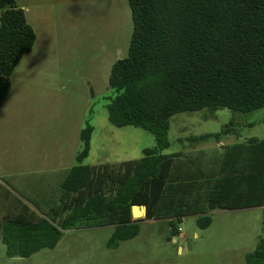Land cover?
Masks as SVG:
<instances>
[{
	"label": "trees",
	"instance_id": "1",
	"mask_svg": "<svg viewBox=\"0 0 264 264\" xmlns=\"http://www.w3.org/2000/svg\"><path fill=\"white\" fill-rule=\"evenodd\" d=\"M128 2L133 31L128 56L110 72L115 95L106 106L108 119L115 127L149 131L157 145L139 159L85 165L94 132L87 125L78 164L61 183L57 206L48 212L28 200L45 217L5 220L1 239L9 258L53 250L64 231L83 225H114L108 245L118 247L139 235V221L132 217L136 205L146 206V219L171 224L196 216L202 229L211 226L210 214L217 210L264 212V139L228 145L215 158L209 150L164 153L171 147V118L177 114L264 108V0ZM35 42L25 11L15 0H0V108L15 67ZM232 130L230 123L220 133L191 139L220 142ZM203 157L211 160L209 167L199 166ZM176 234L180 227L174 226ZM246 264H264V237L247 254Z\"/></svg>",
	"mask_w": 264,
	"mask_h": 264
},
{
	"label": "rangeland",
	"instance_id": "2",
	"mask_svg": "<svg viewBox=\"0 0 264 264\" xmlns=\"http://www.w3.org/2000/svg\"><path fill=\"white\" fill-rule=\"evenodd\" d=\"M15 1L36 42L15 67L0 108V193L5 185L36 202L28 197L32 184L58 183L46 171L78 164L87 125L94 132L85 165L139 159L145 149L156 147L147 130L113 126L106 109L115 95L109 84L112 66L129 53L133 23L128 0ZM230 123L233 130L222 137L224 144L264 139V108L246 113L204 109L171 118L172 147L164 153L209 150L215 158L223 150L216 140L190 138L220 133ZM18 183L25 191H17ZM210 216L206 229L195 216L172 224L145 219L138 223L139 235L118 247L108 245L113 227L77 226L64 232L55 249L31 258H9L0 240V264H246L247 254L264 237L263 209L217 210ZM174 226L180 234L173 237Z\"/></svg>",
	"mask_w": 264,
	"mask_h": 264
},
{
	"label": "crops",
	"instance_id": "3",
	"mask_svg": "<svg viewBox=\"0 0 264 264\" xmlns=\"http://www.w3.org/2000/svg\"><path fill=\"white\" fill-rule=\"evenodd\" d=\"M190 140H191V138H190ZM178 141L180 142V141H182V139H179ZM240 142H242V141H239V139H237L236 142L224 144V142L221 139V141L218 142V144L220 145V147H222V149H223L222 151H224L226 146L236 144V143H240ZM171 147H172V142H171ZM204 151H206V150H203L201 152H204ZM174 153H181V154L183 153L184 154L187 152H169V153H165V154H174ZM202 156H203V154H202ZM125 161H128V160H125ZM119 162H121V161H119ZM210 162H211V160L209 158L203 157V159L200 161L199 166H201L203 168L209 167ZM188 167H190V166H180L179 168L181 169V168H188ZM70 169H56L53 171H46V172H50L49 174L51 177H58V183L55 185V187H49V186H46L44 184H40L38 186L32 184L33 186H35V188H33L32 192H30V196H28V197H30L31 199H34V201H36L41 207H43L48 212L51 211L52 208L56 207L58 204L61 183L66 178ZM36 182H42V181L38 180V181H34L33 183H36ZM17 186H18L17 191H25L24 185L22 183H18ZM1 188H2V193H0V197L1 196L2 197L0 198V240H2L1 239V230H2V226L5 222V220L12 219V218L34 220V219H38L39 217H45V215L40 210H38L30 202H28V200H26L29 198H27L25 196H21V194L20 195L14 194L5 185H2ZM25 205H27L28 207L26 208ZM246 209H250V208H246ZM261 209H263V208H261ZM237 210H240V209H237ZM219 211H223V210H219ZM215 212L216 211H214L213 213H215ZM132 217H133V213H132ZM145 219H146V217H144V219H140V220L135 219L133 217V220L139 221V222L143 221ZM108 226L113 227V229H114V225H108ZM97 227H102V226H97ZM104 227H106V226H104ZM71 230H66V231H71ZM66 231H64V232H66ZM174 241H176V239ZM180 250L183 251L182 249H180ZM6 255H7V251H6Z\"/></svg>",
	"mask_w": 264,
	"mask_h": 264
},
{
	"label": "water",
	"instance_id": "4",
	"mask_svg": "<svg viewBox=\"0 0 264 264\" xmlns=\"http://www.w3.org/2000/svg\"><path fill=\"white\" fill-rule=\"evenodd\" d=\"M132 213H133V217L135 219L144 218L147 216V208H146V206H137L136 205V206H133Z\"/></svg>",
	"mask_w": 264,
	"mask_h": 264
}]
</instances>
